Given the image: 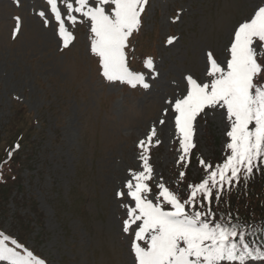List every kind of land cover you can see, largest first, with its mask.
<instances>
[{
    "label": "rangeland",
    "instance_id": "1",
    "mask_svg": "<svg viewBox=\"0 0 264 264\" xmlns=\"http://www.w3.org/2000/svg\"><path fill=\"white\" fill-rule=\"evenodd\" d=\"M261 5L264 0H147L140 32L127 51L130 71L151 83L145 90L101 75L99 58L90 51L88 24L68 25L74 40L64 48L35 14L47 9L46 0H20L19 6L0 0V137L17 105L42 123L20 188L11 187L8 201L0 200L1 232L21 239L29 228L25 247L47 264H133V237L121 231L126 210L115 193L130 170H143L137 144L155 126L148 183L159 192L162 177L182 201L188 185L205 176L200 158L213 165L223 161L227 121L209 112L197 117L187 167L177 164L174 113H164L165 100L184 94L187 74L210 79L206 50L223 60L234 27ZM14 17L21 21L15 36ZM169 37L176 38L174 43H167ZM149 57L158 75L145 66ZM142 58L143 64H134Z\"/></svg>",
    "mask_w": 264,
    "mask_h": 264
},
{
    "label": "snow or ice",
    "instance_id": "2",
    "mask_svg": "<svg viewBox=\"0 0 264 264\" xmlns=\"http://www.w3.org/2000/svg\"><path fill=\"white\" fill-rule=\"evenodd\" d=\"M14 3L19 6L20 0ZM146 4L147 0H46L47 9L35 14L45 27L53 28L64 48L74 40L68 25L88 24L90 51L99 58L101 75L109 82L149 90V80L142 73L130 71L125 51L129 37L140 26ZM14 19L15 36L21 21L19 17ZM175 39L169 37L167 43L172 44ZM225 52L224 59L217 61L214 53L206 50L205 75L210 79L198 81L187 74L184 94L166 99L169 108L164 110L165 114L174 113L172 120L180 153L177 164L185 167L190 162V149L195 147L197 117L206 118L209 112H219L227 121L228 152L223 161L213 165L200 158L205 176L199 183L188 185V198L183 201L165 186L162 177L156 185L160 191L154 193L148 183L153 179L149 162L156 136L153 126L137 144L138 159L142 161L138 167L143 170H130L129 177L115 193L126 210L121 231L133 237L130 244L133 264H264V221L241 220L238 212L213 211V200L218 207L225 192L264 171V5L234 27ZM145 66L158 75L151 57ZM155 143L158 145L160 141ZM18 149L19 144L14 146V150ZM11 156L9 151L8 160ZM184 176L181 171L179 178L183 180ZM258 234L259 242L250 239ZM8 240L0 232V262L47 264L46 259L34 255L15 239L10 247Z\"/></svg>",
    "mask_w": 264,
    "mask_h": 264
},
{
    "label": "trees",
    "instance_id": "3",
    "mask_svg": "<svg viewBox=\"0 0 264 264\" xmlns=\"http://www.w3.org/2000/svg\"><path fill=\"white\" fill-rule=\"evenodd\" d=\"M140 28L141 23L138 30L134 31L129 37L128 47L125 49L127 63L130 66H133V64L127 51L131 49V41L134 36L136 37V35L139 34ZM143 61L144 58L141 59L140 63L134 62V64L139 66L143 64ZM11 117L8 125L4 128L3 137H0V165H2V167H0V173H2V176H0L1 202L8 201L12 194L11 187L20 188V174L23 169L30 168L28 153L30 149L32 150V145H34L32 139L33 137L38 138V136H40V128H42V123L37 121L30 113H27L26 108L23 106L17 105V107H14ZM17 144H19V149L14 150V146ZM9 151H12L10 160H8ZM5 160H8V163H3ZM186 181L188 182L189 179ZM185 197L186 199L188 198V193ZM213 197H215V190L213 191ZM33 211L38 214L35 206H33ZM213 211L218 214L225 211L233 213L238 212L241 220L255 222L264 221V171L255 173L246 184L242 180L240 187L234 188L230 192H225L221 197V202L218 207L215 205V200H213ZM40 216L41 215H39V217ZM37 224L41 225V222L37 221ZM23 230L25 233L23 235L20 234L21 239L13 236L11 237L9 234L5 235L9 237L10 241L15 239L18 243L25 246L26 234H28L30 230L29 228ZM250 239L259 242L260 235L258 234Z\"/></svg>",
    "mask_w": 264,
    "mask_h": 264
}]
</instances>
